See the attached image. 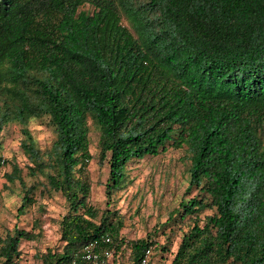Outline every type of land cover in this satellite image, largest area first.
Masks as SVG:
<instances>
[{
  "label": "trees",
  "instance_id": "obj_1",
  "mask_svg": "<svg viewBox=\"0 0 264 264\" xmlns=\"http://www.w3.org/2000/svg\"><path fill=\"white\" fill-rule=\"evenodd\" d=\"M33 121L52 131L48 146ZM10 124L25 158L6 162L0 142L16 218L36 196L66 205L41 264H72L104 235L128 264L148 245L167 251L169 236L121 235L112 195L127 164L168 148L182 151L196 193L160 224L187 222L167 264H264V0H0V132ZM91 130L108 165L102 209L89 202ZM41 222L0 230V264H18Z\"/></svg>",
  "mask_w": 264,
  "mask_h": 264
},
{
  "label": "rangeland",
  "instance_id": "obj_2",
  "mask_svg": "<svg viewBox=\"0 0 264 264\" xmlns=\"http://www.w3.org/2000/svg\"><path fill=\"white\" fill-rule=\"evenodd\" d=\"M31 134L40 147L48 146L53 139L49 127L37 121L29 123ZM98 133L91 130L89 135L91 159L87 163V171L91 182L89 202L97 208L105 207L104 182L108 175L106 161H98ZM21 134L19 126L10 124L0 132L2 145L1 156L6 162L15 160L23 166L25 158L21 153L19 143ZM181 150L168 148L156 156H146L143 159L130 162L126 166V184L112 195V208L123 215L125 226L121 235L126 240H135L151 236L159 244L170 238L169 249L164 252H153L149 264H167L176 249L180 231H185L186 223H164L168 212L176 208L181 199L190 198L196 191L186 193L188 180L187 165ZM9 170V165L0 168V230L12 228L14 224L30 229L33 220L42 221V236L37 241H24L20 245L21 257L18 264H41L39 255L47 247L59 246L57 225L52 218L58 219L65 212V202L59 193L50 197L36 196V202L27 208L24 215L16 218V206L19 203L18 189L5 182L3 172ZM43 207V210L41 209ZM208 212V211H207ZM164 229V234L161 232ZM127 252L124 255L112 256L106 264H128ZM230 264V263H229Z\"/></svg>",
  "mask_w": 264,
  "mask_h": 264
},
{
  "label": "built area",
  "instance_id": "obj_3",
  "mask_svg": "<svg viewBox=\"0 0 264 264\" xmlns=\"http://www.w3.org/2000/svg\"><path fill=\"white\" fill-rule=\"evenodd\" d=\"M111 239L108 235L101 236L99 239L91 240L73 253L72 264H76L78 260H82L87 264H106L112 258L114 250L101 244H109ZM152 245H148L141 258L140 264H149L152 256Z\"/></svg>",
  "mask_w": 264,
  "mask_h": 264
}]
</instances>
